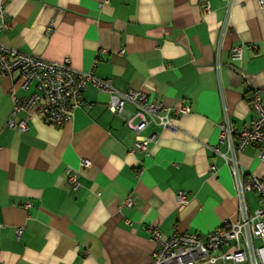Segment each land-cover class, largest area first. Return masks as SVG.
<instances>
[{
    "label": "crops",
    "instance_id": "obj_1",
    "mask_svg": "<svg viewBox=\"0 0 264 264\" xmlns=\"http://www.w3.org/2000/svg\"><path fill=\"white\" fill-rule=\"evenodd\" d=\"M4 10L2 43L52 61L67 58L122 91L141 89L162 104L161 113L169 110L176 130L149 121L142 131L147 151L137 149L125 123L134 108L113 112L108 94L88 83L69 122L48 124L21 110L14 120L27 129L20 132L5 122L13 95L26 92L15 73L0 74V264H149L153 226L166 236L205 238L239 220L231 171L206 144L225 152L218 124L227 118L240 132L253 118V90L264 86V5L4 0ZM236 46L241 57L232 59ZM236 157L245 173H264L256 147ZM82 158L90 166H81ZM69 170L78 172L76 188ZM180 191L185 202L177 200ZM245 199L250 212L259 205L254 191Z\"/></svg>",
    "mask_w": 264,
    "mask_h": 264
},
{
    "label": "built area",
    "instance_id": "obj_2",
    "mask_svg": "<svg viewBox=\"0 0 264 264\" xmlns=\"http://www.w3.org/2000/svg\"><path fill=\"white\" fill-rule=\"evenodd\" d=\"M258 2L264 5V0ZM205 9H210L209 4H206ZM0 19L1 32L7 26L4 0H0ZM241 52V47H233L232 59H239ZM13 73L20 78V87L26 93L22 97L13 95V106L5 122L8 128H15L20 132L27 129L25 121L14 120L15 114L21 110L48 124L63 125L69 122L75 109L83 103L84 89L91 83L108 94L107 107L113 112L122 113L126 104L134 108L125 123L135 132L137 149L147 151L149 138L142 131L149 121L176 130L169 110L161 113L164 109L162 104L151 99L147 92L133 88L119 90L113 87L109 79L72 67L67 58L60 62L52 61L0 41V74ZM250 106L253 118L244 130L239 132L227 118L218 124V139L226 143L225 152L217 145L206 144L224 158L231 171L238 200L239 220L225 221L205 238L195 232H174L166 236L158 227L153 226L151 237L156 242V248L149 264H214L220 259L229 260L233 264H264V173L259 176L252 172L245 173L236 157L238 151L252 145L258 150V159L264 163V86L253 90ZM180 110L186 113L189 112V107L182 105ZM90 164L88 159L80 160L83 167ZM66 177L73 188L79 185L77 171H67ZM249 191L256 192L259 201L257 208L251 212L245 199V194ZM177 200L185 202L186 193L178 192ZM124 203L130 205V199H126ZM21 232L22 227H17L16 234L19 236ZM256 239H261V242L256 243ZM223 245L227 248L221 252Z\"/></svg>",
    "mask_w": 264,
    "mask_h": 264
}]
</instances>
